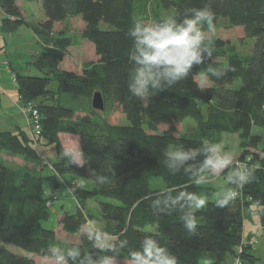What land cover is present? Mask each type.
I'll list each match as a JSON object with an SVG mask.
<instances>
[{"label":"trees","instance_id":"1","mask_svg":"<svg viewBox=\"0 0 264 264\" xmlns=\"http://www.w3.org/2000/svg\"><path fill=\"white\" fill-rule=\"evenodd\" d=\"M147 1H155L161 9L171 11L169 18L178 20L183 18L187 8L209 7L215 13V25L223 17L229 28H244L246 35L254 40L253 51L242 55L229 50L228 42L212 40L209 45L213 53L211 58L194 66L192 73L173 88L141 101L128 92L134 66L128 58L132 41L127 34L135 20L147 22L143 13L136 14L137 3ZM42 3L45 21L34 33L48 39L51 48H44L31 62L43 76L18 72H14V76L22 103H33L40 112L42 136L38 141L44 139L47 145L56 146L57 161L52 165L56 174L46 178L54 187L48 194L44 188L46 179L40 174L28 169L16 170L0 161V264H36L30 257L9 251L5 247L7 244L45 258L49 250L56 247V232L44 228L42 223L50 218L48 203L57 198L63 177L93 183L88 189L79 187L77 211L60 218L66 232L80 233V226L88 221L87 201L109 198L119 202H99L101 219L115 238L113 243L126 244L118 264H125L128 251L137 250L145 235L156 237L162 246L168 247L178 264H200L202 260L207 264H226L227 256L234 255L243 245V208H259L264 226V149L257 151L262 137L254 133L255 128L264 129V0H42ZM0 7L5 13L3 32L14 33L28 26L17 0H0ZM76 16H81L85 23L82 39L94 45L99 58L86 63L80 74L60 67L72 42L65 35L51 41L55 25ZM169 18L158 16L152 22ZM102 23L110 28H101ZM203 31H208L206 26ZM220 58L226 59L223 67L213 61ZM212 68L225 74L213 77V88L199 90L193 76L201 71L211 75ZM239 80L240 85H237ZM53 81L58 91L49 89ZM96 92L102 94L105 110L109 106L106 118L99 123L94 121L99 111L92 107ZM62 94L74 100H86L91 108L87 107V113L82 115L78 108L62 106ZM119 113L127 117L129 125L115 123V115ZM187 118L197 123L196 137L177 135L176 124ZM66 123L80 135V146L89 158V164L83 168L69 165L59 157L60 135ZM162 126L166 127L163 132L160 131ZM214 133L239 135L244 150L240 162L251 159L248 167L253 179L235 188L237 197L228 208H217L214 201L198 211L199 234L192 236L183 228L177 213L156 215L151 203L159 193L170 188L186 187L188 191L206 196L213 193L212 187L195 184L183 171L169 172L163 153L170 146L186 148L210 142ZM35 146L31 135L25 131L0 134V154L39 163L42 157ZM111 158L115 162L117 182L98 188L89 177V168L100 171L102 163L107 159L111 163ZM231 172L232 169H226L222 175H231ZM101 174L108 173L101 170ZM155 179L164 182V190L151 188V181ZM146 226L154 227L155 231L144 230ZM78 245L82 253L111 254L98 252L82 236ZM242 259L244 264L253 263L248 247Z\"/></svg>","mask_w":264,"mask_h":264},{"label":"clouds","instance_id":"2","mask_svg":"<svg viewBox=\"0 0 264 264\" xmlns=\"http://www.w3.org/2000/svg\"><path fill=\"white\" fill-rule=\"evenodd\" d=\"M215 13L209 8H187L182 19L169 18L160 22H145L137 19L128 31L132 48L128 53L129 62L134 66L130 73L128 92L141 101L151 98L157 92L173 88L186 79L194 66L204 64L213 53L208 40V33L203 31L206 26L215 31ZM211 77L220 78L225 73L210 70ZM193 82L201 91L213 88V79L201 71L193 76ZM73 147L61 145L59 157L83 168L89 164V158L82 150L79 141H73ZM164 164L169 172L183 173L197 185L208 182L209 175L219 177L226 169H232L231 175L225 177L233 187L222 189L216 193L215 206L225 209L236 199L235 188L250 183L253 172L247 165L235 164L231 154L223 151L220 144L205 141L196 147H169L163 153ZM105 160L100 171L89 168V177L98 188L117 182L113 167L114 160ZM101 170L108 174H101ZM77 186L65 188V194L76 198ZM208 197L188 191L187 188H170L167 192L157 195L151 203L156 215L177 213L183 228L192 236L199 234L196 213L206 207ZM80 234L92 243L98 252L111 253L94 255L83 252L78 244L64 241L62 246L49 250L46 259L51 264H118V258L126 248V244L113 243V237L89 220L80 226ZM125 264H178L177 257L166 246L152 236L145 235L139 241L137 250H129Z\"/></svg>","mask_w":264,"mask_h":264},{"label":"rangeland","instance_id":"3","mask_svg":"<svg viewBox=\"0 0 264 264\" xmlns=\"http://www.w3.org/2000/svg\"><path fill=\"white\" fill-rule=\"evenodd\" d=\"M18 6L20 12L21 11L26 12L29 20L35 22V24L39 22L41 15L42 18H44L42 0H37L32 3L27 2L25 0H18ZM142 13L144 14L145 18H147L146 19L147 22H152L154 18L158 16L165 18H169L171 16L170 14L171 11L166 9H161L155 1H147L146 3H137L136 14L140 15ZM0 14L2 15V12H0ZM101 28L109 29L110 27L107 24L102 23ZM84 29H85V23L81 16L70 17L63 22H59L56 24V29L54 30L51 41H54L55 38H59L61 35L62 36L65 35V37L68 38L70 42H72V45L66 51L67 56L62 63V68H61L62 70H68L80 74L82 73V69L86 63L98 61L99 58L95 53L94 45L91 42L82 39V32ZM206 33H208L209 41L222 40L224 42H228L230 47L229 50L231 51L235 50L236 52L242 55H249L253 51L254 40L250 39L246 35L244 28L242 27L229 28L227 26V20L223 17L219 18L217 24L215 25L214 32L208 30ZM5 36L9 37L8 39L9 45L7 46V48L8 47L9 48L6 49V52H1L3 48L2 50H0V69L2 70L4 69L5 71L9 69L12 74L13 72L12 67L6 65L5 62L8 60L7 53H11L10 61L13 62L15 72H18L21 75L42 77L43 74L40 73L32 65L31 61L34 56H39L44 51L42 42L40 41V39H44V38L39 37L36 34H33V32H31L30 29L25 27H22L21 30L18 32H14V34L13 33L11 35L5 34ZM214 61L216 63L217 62L221 63L222 67L226 65V59L224 58L214 59ZM212 69L216 70V68H212ZM11 74L9 73V75L6 76V78H8V81H11L12 79ZM208 75L210 79H213L214 82L213 85H214L215 79L211 77L210 74ZM236 84L240 85V80L237 81ZM49 89L52 91H58L57 83L54 81L51 82ZM61 104L62 106L65 107L78 108V110L81 111L82 115H85L87 113V107L88 110L91 108L90 102H86V100H74V98L68 94L61 95ZM108 110H109V106L106 108L105 111H99L98 114L94 116V121L97 123L103 122L104 119L106 118ZM114 120L115 123L118 125L121 126L129 125V121L127 117L122 113L115 115ZM73 128L74 127L66 123V128L60 135L61 145H63L64 147H73L74 140H78L80 144V135ZM165 129H166L165 126L160 127L161 132L165 131ZM176 129L178 136H184V137L197 136V123L192 118H187L183 123L176 124ZM209 140L210 143L220 144L224 152L231 154L234 158V165L237 164L238 162L242 163L240 162V160H241V154L243 153L244 150L241 147V141L237 134L223 133L222 135H219L217 133H214L212 137L209 138ZM38 146L39 148H41L42 155L40 156L44 159V161L42 160L40 164L37 163L35 167L38 168V166L41 165L42 170L40 172V175L46 179L54 174L50 165H53L57 161V156H58L57 149L55 145H47L44 139H42L39 142ZM251 152H254V149H252ZM7 157H10L9 154L6 153L0 154V161L3 160L2 162H4L5 165L9 166V163H7L9 162V158ZM16 159H21V160H15V161L12 160V161L17 162L20 165H24L25 166L24 168L26 169L33 167L32 164H29L28 162L24 164V160H22L23 158L18 157ZM30 162L35 163L34 161H30ZM37 168H35L34 170H37ZM225 177L226 176L222 174L219 177H215L211 175L207 177L208 182L206 184L213 188V193L210 196H207L208 202H214L216 200L217 192L221 191L222 189L231 188V186L226 181ZM62 180L64 182L60 180L61 186L57 191V198L54 200L52 205L48 207L50 218L49 220L44 221L42 225L44 228L51 229L56 232L57 241L55 246H62L64 241H69L71 244H80L82 235L80 233L73 234L64 231L60 223L61 216H64L65 214H69V215L74 214L77 211V207H78V201L76 199H73L71 196L65 194V188H67V185H69L70 182H72L73 180H70V178H65V177H63ZM79 180H74L78 182L77 184L79 187L84 189H88L92 187L90 182H88L87 180L84 179H79ZM53 187H54L53 182H51L48 179L44 181V188L48 194L52 192ZM151 188L164 190L165 184L161 179H155L151 181ZM100 201L116 203V204H118L119 202L109 198H96L93 200H89L87 202L88 209L86 211L87 212L86 215L88 216V221L89 220L95 221L98 227H100L103 231L109 233L108 226L101 219V212L99 208ZM144 230L155 231L154 227L152 226H146L144 227ZM114 240L115 238L113 237V241ZM5 247L9 251L17 255L27 256L34 259L36 264H51V261L46 259L45 257L37 254L29 253L17 246L7 244ZM240 259L243 262V259L242 258ZM236 260H237V255L235 253L234 254L235 264H236ZM200 264H207V261L202 260ZM226 264H231V256H227Z\"/></svg>","mask_w":264,"mask_h":264},{"label":"crops","instance_id":"4","mask_svg":"<svg viewBox=\"0 0 264 264\" xmlns=\"http://www.w3.org/2000/svg\"><path fill=\"white\" fill-rule=\"evenodd\" d=\"M17 5H18V0H17ZM0 12H2V15L0 14V20H1L0 22V50H2L3 48L1 52H6V49L9 48V47L7 48V46L9 45L8 43L9 37H6L5 34L11 35L12 33L3 32L2 21L5 18V13L1 9V7H0ZM21 14L23 18L26 20V22L28 23V26H24V27L30 29L31 32H33V34H35L34 29L39 28V26L45 21L44 13H43L44 18H42V15H41L39 22H37L36 24L35 22H32L29 20L26 12L21 11ZM21 28L17 30L16 32L20 31ZM55 29H56V25H55L54 30ZM40 41L42 42L43 48H47V47L51 48V44L48 42V39L44 38V39H40ZM10 55L11 53H7L8 60L5 62H6V65H9L12 67V71H13L12 74L9 69L6 71L4 69L3 70L0 69V134L3 132L18 133V131L22 130V131H25L30 136L31 130L29 128V121H28L27 116L22 110L23 104L21 103L20 98H19V88H18V84L14 76L15 68L13 66V62L10 61ZM62 63L60 65L61 68H62ZM9 73L11 74V78H12L11 81H8V78H6V76L9 75ZM254 133L262 137V142L259 144L257 148L258 152H262V150L264 149V129L255 128ZM217 134L222 135L223 133H217ZM38 144L35 147H37L39 154L42 155L41 148H39ZM9 156L10 157H7L9 158V162H7L9 163V167L16 169V170L26 169L24 168L25 167L24 165H20L19 163L14 162L15 160H21V159H16L18 157L13 156V155L11 156L10 154ZM22 160H24V164H26V162H28L29 164H32L33 167L27 168L28 170L36 172L37 174H40L42 170L41 165H39L37 168L35 167L37 162L32 163L25 159H22ZM42 160L44 161L43 158ZM40 163L41 162H39V164ZM50 166L52 169V165ZM35 168H37V170H34ZM90 184L91 186H93L92 182H90ZM205 185L208 186L206 183ZM87 202H86V207H87ZM259 211H260L259 208L251 207V206L244 207L242 211L243 223H244L243 243L247 244L251 242L253 238L258 239L257 242L253 246H248V253L253 256L254 261L253 263H247V264H264V226L262 224L260 214H258ZM228 256H231V264H235L234 255H228Z\"/></svg>","mask_w":264,"mask_h":264},{"label":"built area","instance_id":"5","mask_svg":"<svg viewBox=\"0 0 264 264\" xmlns=\"http://www.w3.org/2000/svg\"><path fill=\"white\" fill-rule=\"evenodd\" d=\"M20 101H21V97H20ZM21 103H22V101H21ZM22 110H23V112L25 113V115L28 118L29 128L31 130V137H32L34 143L37 145L38 142H39L38 141L39 138H41V136H42V118H41L40 112H39L37 106L35 104H33V103L23 104ZM262 113H263V116H264V102L262 104ZM250 161H251V159L247 158L245 162H242V163L238 162L237 164H242V165H247L248 166ZM253 168H254V166H253ZM52 169H53V172L56 174L55 169L53 167H52ZM60 180L62 182H64L62 180V178ZM77 183H78L77 181H73L69 185H67V187H70L72 185H76L77 186V191H78L79 186H78ZM77 191H76V198H75L76 200H77ZM52 203L53 202H49L48 206H51ZM258 214H260V211L258 212ZM257 240H258L257 238H253L251 240V242H249L247 244L243 243V245H241L240 247H238L236 249V255H237L236 264H243V262L241 261L240 258H242V255L245 252V248L248 247V246H253L257 242Z\"/></svg>","mask_w":264,"mask_h":264},{"label":"water","instance_id":"6","mask_svg":"<svg viewBox=\"0 0 264 264\" xmlns=\"http://www.w3.org/2000/svg\"><path fill=\"white\" fill-rule=\"evenodd\" d=\"M92 107L94 110L97 111H104L105 110V101L100 92H96L92 98Z\"/></svg>","mask_w":264,"mask_h":264},{"label":"bare ground","instance_id":"7","mask_svg":"<svg viewBox=\"0 0 264 264\" xmlns=\"http://www.w3.org/2000/svg\"><path fill=\"white\" fill-rule=\"evenodd\" d=\"M26 1V0H25ZM28 2V1H27ZM30 3H32V2H30ZM18 6V5H17ZM19 7V6H18ZM245 253V252H244Z\"/></svg>","mask_w":264,"mask_h":264}]
</instances>
